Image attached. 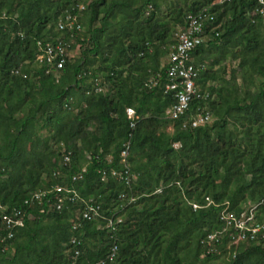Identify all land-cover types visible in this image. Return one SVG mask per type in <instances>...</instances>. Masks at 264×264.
<instances>
[{
	"label": "trees",
	"instance_id": "1",
	"mask_svg": "<svg viewBox=\"0 0 264 264\" xmlns=\"http://www.w3.org/2000/svg\"><path fill=\"white\" fill-rule=\"evenodd\" d=\"M184 2L0 0V264H96L115 242L106 264H264V228L230 244L233 229L221 219L227 207L240 217L257 205L264 225V17L252 14L258 0ZM167 3L176 4L169 13L180 28L188 14H217L193 54L210 98L189 114L205 108L213 117L197 127L167 115L176 101L165 92L162 64L176 43L158 15ZM68 14L82 26L71 45L80 55L47 73L36 61L38 42L69 41L58 29ZM112 170L135 178L128 185ZM57 185L78 198L59 209L54 192L25 205L32 192ZM86 202L101 205L107 219L122 218L114 238L106 220L83 219ZM15 209L33 217L10 238L4 217ZM222 230L217 251L208 252L202 240Z\"/></svg>",
	"mask_w": 264,
	"mask_h": 264
},
{
	"label": "built area",
	"instance_id": "2",
	"mask_svg": "<svg viewBox=\"0 0 264 264\" xmlns=\"http://www.w3.org/2000/svg\"><path fill=\"white\" fill-rule=\"evenodd\" d=\"M253 15H260L264 17V0H258L256 6L252 11ZM217 20V14L211 10V8H204L198 13L188 14L185 20V25L181 27L176 33V43L173 46V50L169 54L167 61V83L165 84V92H173L176 99L175 103L168 108L167 115L172 120L184 119V126L197 127L204 125L212 121L213 117L210 111L200 109L195 114H189L191 106L196 100H208L210 98V92L207 89H203L198 82L199 76L202 70L205 69L204 65H198L194 63V51L198 46L207 41L208 27L215 23ZM58 29L60 31H68L70 33V40L65 38H59L57 41L43 42L39 41V53L37 54L36 61L41 65H46L47 73L55 74L57 71L64 68L67 60L71 57L72 49L71 45L75 40L76 34L82 31V26L78 22V16L68 14L65 20H60L58 23ZM216 29V27L214 28ZM79 49L76 48V51ZM58 77V76H57ZM150 86L157 84V82L150 81ZM95 90L100 91L96 83ZM129 119H131V127L135 128L136 119L138 115L136 110L132 107L127 109ZM130 142L126 144V149L122 152L123 161H126V157L129 154ZM71 160V152H65L63 161L67 164ZM113 176L125 179L126 183L130 185L132 178L129 170L125 172H118L112 170ZM107 171H103V178L107 177ZM56 192L55 200L57 208H62L67 199L75 201L78 198L76 190L64 187L54 186L50 189H44L32 192L30 197L25 200V205L31 206L34 202L38 201L43 203L44 199H49L51 193ZM211 202H209L210 204ZM198 204H194V208L197 209ZM256 209L257 205L251 206L247 211L241 213L238 217L235 213L230 212L228 207L222 211L221 219L224 221L226 231L227 229H233L229 233V243L238 244L243 241H249L259 237L260 231L264 228V225L258 224L256 221ZM41 211H44L42 209ZM83 219L85 220H106V227L112 232V238H114L117 224L122 222V218L115 220L114 218L107 219L103 214L102 207L99 204L92 202H86L83 210ZM33 215L22 209H15L13 214L6 215L4 217V225L9 230L8 237H13V230L18 226H23L25 220L32 219ZM80 226V223L75 227ZM224 230L214 232L207 235L202 240V243L206 247L208 252L217 251V245L221 242V236ZM264 238V233L261 235ZM72 243L76 246L80 244L77 238L72 239ZM118 252V245L115 242L106 258L101 259L96 264H106L107 261H112L116 257ZM80 250L76 249L75 255L78 256Z\"/></svg>",
	"mask_w": 264,
	"mask_h": 264
},
{
	"label": "rangeland",
	"instance_id": "3",
	"mask_svg": "<svg viewBox=\"0 0 264 264\" xmlns=\"http://www.w3.org/2000/svg\"><path fill=\"white\" fill-rule=\"evenodd\" d=\"M176 3H179L181 5H185L184 0H175ZM176 6V4H165V6L163 7V12L158 13V15L160 16V18H162L163 20H165V22L169 25V27L171 28V31H173V34L176 35V33L178 32L180 25H178V22L175 20V17L173 14L169 13L170 10H173V8ZM72 55L78 57L80 54L78 53V51L75 52L72 51ZM169 57V56H168ZM168 57H164L162 58V64L167 63L168 61ZM237 63H230L229 69H232L233 66H236ZM241 82V81H240ZM172 125H170L168 127V130H172ZM44 134H47V131L44 132ZM30 147L32 149H39L40 151H42L43 149H45L44 144L42 143H37V142H33L31 143ZM54 148H58L59 146L57 144H53ZM66 147L62 146V150H65ZM219 262L223 263V260L220 259Z\"/></svg>",
	"mask_w": 264,
	"mask_h": 264
}]
</instances>
